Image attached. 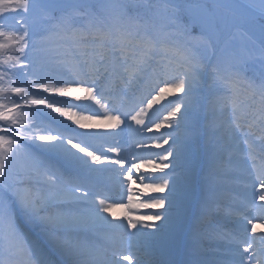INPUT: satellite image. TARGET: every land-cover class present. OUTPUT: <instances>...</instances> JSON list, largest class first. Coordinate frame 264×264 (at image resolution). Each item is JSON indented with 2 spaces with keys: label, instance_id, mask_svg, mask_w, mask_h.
<instances>
[{
  "label": "snow or ice",
  "instance_id": "obj_1",
  "mask_svg": "<svg viewBox=\"0 0 264 264\" xmlns=\"http://www.w3.org/2000/svg\"><path fill=\"white\" fill-rule=\"evenodd\" d=\"M252 7L238 0H0V264H143L135 241L172 222L191 173L185 167L190 133L184 140L171 132L155 137L161 141L155 147L163 154H157L154 167L163 175L148 177L152 183L147 184L144 176L138 179L145 189L167 190V195L134 204L132 193L137 190L129 184L135 182L133 170L153 163L140 154L151 149L141 138L164 127L165 121L179 129L196 110L206 81L209 90L220 89L209 110L228 114L227 121L214 125L224 144L239 137L237 143L246 146L243 153H228L242 210L230 211L239 219L233 231L218 234L221 246L207 258L193 253L196 258L187 264H264V234L257 235L258 225L264 226V75L259 82L245 75L249 63L257 61L264 71V0L260 34L250 37L251 48L240 54L222 39L225 29L256 22L246 10ZM60 69L70 76L60 75ZM141 83L146 94L128 105L121 93ZM74 91L98 106V116L111 122L104 127L123 131L121 125H126L138 138L127 148L119 141L110 144L117 135L113 132L65 138L29 118L47 109L71 118L70 107L79 105L59 107L62 101L43 94L71 96ZM169 92L174 101L162 119H153L149 110ZM52 153L72 162L75 172L48 160ZM104 171L114 173L112 186L127 194L129 208L161 211L136 219L129 214L127 223H114L105 213L115 218L114 209L125 204L110 202L112 198L94 191L91 183ZM251 209L255 213L246 214ZM25 224L39 227L41 235H30ZM97 225L117 230L107 237L109 244L78 239L85 227ZM122 251L128 254L121 256ZM57 254L64 260L54 261ZM160 264L174 262L165 259Z\"/></svg>",
  "mask_w": 264,
  "mask_h": 264
},
{
  "label": "bare ground",
  "instance_id": "obj_2",
  "mask_svg": "<svg viewBox=\"0 0 264 264\" xmlns=\"http://www.w3.org/2000/svg\"><path fill=\"white\" fill-rule=\"evenodd\" d=\"M212 1L213 0H209ZM246 6V5H243ZM249 16L259 17V13H256L252 10V8L246 9ZM59 74L63 76H70L68 75V71L65 69H60ZM139 86H134L135 96L139 95L140 88ZM42 92V90H40ZM220 93V89H212L209 90L208 84L205 88V91L201 93V98L198 103V106L194 112H190L185 120L182 121L181 127L179 129L175 128H169L168 122H164V127L157 130L153 128L152 132H145L143 134L142 142L144 144L150 145V154L146 150L143 153H140L145 160L152 161L153 163H145L143 167L139 170V172H136V170H133L135 173L133 175V182H129L130 186L133 189H136L137 191L132 193L133 196V202L134 204L143 203L147 200L149 196H156L157 194L167 195V190L165 192H155V191H149L144 188V184L152 183L148 177L150 176H160L163 175L162 172L159 171V169L155 168L154 165L159 163V159L157 158V154L162 155L163 152L160 148H156V143H161V141L156 140L155 137H159L162 134L167 135L168 133H173L174 135L179 136L182 140L185 139L186 133H191L192 131H198L200 132L201 129L200 123H203V133H205L206 137L204 140H202L200 143H194V139H190L187 137L186 140V150L189 151H198L201 150V154L198 156L197 160L202 165V168L205 170V172L210 174H215V176L220 180V186L217 188H212V191L208 196L203 200L201 199L197 204L195 202L192 203V205H188L184 207L183 214L185 213L187 218L190 220L184 228H178L176 229L174 233V237L171 239L167 238L170 236H164L162 235V241H159L157 245L155 246V237H141L138 238L135 243L137 245V250L139 251V258L143 262L144 260H148V253L151 254V258L149 261H157V264H160L161 260H165L169 258L170 256H176L177 260L174 261V264H182L183 257L186 256V259L189 261L188 254L186 250H191V247L196 248L197 252L200 255V258H207L211 255V253H208L206 251L205 245L212 246L211 241L209 240L210 237L208 236V239L205 238V235L203 234L204 228H201L202 226V219L204 218L205 212L208 213L212 208L216 209V211L221 212H229V208L234 207L236 201V196L240 192V186H238L234 180L236 175L232 174L230 172V167L228 166V163H226L225 158L228 155L230 151L235 149L236 151L243 153V150L246 148L245 145L238 144L237 141L239 140V137L232 140L229 144H224V140L221 137V130L216 128L214 125L217 121H227L228 114L225 113H214L209 110V103L213 99L215 95H218ZM49 95H52L55 97L56 100L62 101V103H59V107H70V105H79V107H70V111L74 114L71 118L68 116H64L60 113H56L53 109H47L45 111L40 112L38 115L33 116L32 119H37L43 123L45 127H48L52 129L53 135H65V138L68 136H79L81 133L91 132V133H104V132H113L117 133V135L113 138H110V144H114L115 141L120 142V146L122 147H129V145L132 143L134 139H137V135L135 132H128L129 135H127L123 129V131L120 130V128L117 129H110L104 127V125L111 123L110 121H106L103 119V117L98 116L99 108L97 105L94 104V102L84 99L83 97L86 95L83 92L74 91L71 96H65L60 95L57 93H44L43 97L47 98ZM177 95H182L177 94ZM80 96L81 99L77 100L75 97ZM122 99L126 100L127 95L124 93H121ZM37 98H41L39 95ZM175 96L173 93L169 92L166 94L165 99L159 101L157 104L153 105V108L149 111L152 113V118H160L162 119L163 115L166 114L164 111L165 107L169 105V102L174 101ZM70 102V103H69ZM36 107H43V106H36ZM88 116L92 117V119H83V117ZM80 119L82 125H87V127H82L81 124H76L75 120ZM187 124V126H183ZM151 127V125H149ZM149 137H153V139H148ZM158 141V142H156ZM74 142H76L74 140ZM109 145H105V148ZM168 145H164L166 147ZM35 149V148H33ZM123 154V153H122ZM50 157H52L51 154H49ZM113 158H115V154H112ZM187 160V159H186ZM57 163V162H56ZM68 164L65 163H57V166L61 167L65 171L68 172H75V167L72 162ZM126 166V165H125ZM246 166V164H245ZM188 170H190L193 167H186ZM168 169H165L167 171ZM114 175V173L110 171H104L97 176H95L91 183L95 185L94 191H104L107 190L109 187L112 186L111 177ZM139 176H144V184L141 183L140 179H138ZM116 191L113 193V197H117L119 202H122L125 204L124 210L123 208H116L114 211L116 212V217L113 218L110 214L105 213L109 217L110 220H113L114 223H120L123 221L124 223H127L126 216L131 215L134 219L139 218L141 216H144L140 213V211H147L151 212V208L144 209L143 208H136V210H133L132 208H129L127 206V194L120 191L119 189H115ZM188 192H191V189H187ZM122 196V199H121ZM186 197L185 195L181 197V201L184 200ZM259 203V201H257ZM233 204V205H232ZM238 208V207H237ZM235 208L234 210H237ZM203 210V214L201 211ZM159 211V210H157ZM250 214L255 213V209L250 210ZM149 215V214H145ZM209 216V215H208ZM207 216V217H208ZM229 218V219H234ZM205 220V219H204ZM157 224H161V222L157 221L155 222ZM178 221L172 220L171 223L165 222L161 225V230H164V232L168 231L171 227L177 225ZM237 224V223H235ZM99 226V225H97ZM97 226L93 228L91 231L93 234H97L98 229ZM103 229H107V225ZM122 232V230H120ZM131 231V230H130ZM185 233L187 237L194 238L195 241L191 243L190 246H187L186 242L187 240L181 239L182 234ZM79 234L82 235V238L85 237V234H88L89 236H92L90 232L81 231ZM163 234V232H162ZM264 234V226L258 225L257 228V235ZM103 236L107 238L110 236L107 233H104ZM81 241H85L78 237ZM152 239V240H151ZM212 239V238H211ZM154 240V241H153ZM205 244V245H204ZM209 244V245H207ZM216 245V244H215ZM147 246V248H146ZM217 246V245H216ZM221 246V245H219ZM160 250L165 251V254L161 257L159 252ZM213 250V249H212ZM127 252H121L122 255H127ZM159 255V256H158ZM124 264H127V262H124Z\"/></svg>",
  "mask_w": 264,
  "mask_h": 264
},
{
  "label": "rangeland",
  "instance_id": "obj_3",
  "mask_svg": "<svg viewBox=\"0 0 264 264\" xmlns=\"http://www.w3.org/2000/svg\"><path fill=\"white\" fill-rule=\"evenodd\" d=\"M73 2H74V0H73ZM90 2H97V0H90ZM128 2L136 4V3H143V2H145V0H128ZM201 2L211 4L210 2H207V0H201ZM238 3H245L247 5H254V7H252V8H256V9L260 10V0H238ZM180 15L184 16L185 14L182 12V13H180ZM8 20H9V22H11L12 18L9 17ZM258 21H259V19L256 18V22H245V23L241 24V26L239 28L229 27V28L225 29V33L222 37L223 42L227 45V47L230 50H234L240 54H244L248 48H251L250 37H259L260 26H259ZM197 34L198 33H193L194 36ZM245 75L248 78L255 79L257 82H259L262 75H264V71H262L259 62L257 61L255 64L249 63V65L247 66V71L245 72ZM14 78L15 77H13V79ZM206 85H207V81L205 82L203 91H205ZM189 186H191V184ZM180 203H179L180 207L185 206L183 202L180 201ZM142 210H144V209H142ZM156 210H158V209H152L153 212ZM159 211H161V210H159ZM141 214H144V211H142ZM176 216L179 218L182 217V215H180V214H177ZM175 217L173 218L174 220H175ZM154 236L156 237V235H154Z\"/></svg>",
  "mask_w": 264,
  "mask_h": 264
}]
</instances>
